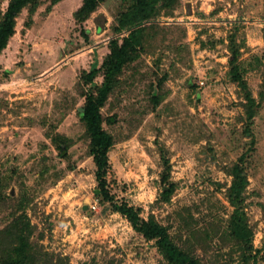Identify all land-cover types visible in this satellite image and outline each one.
<instances>
[{"label": "rangeland", "instance_id": "374dc122", "mask_svg": "<svg viewBox=\"0 0 264 264\" xmlns=\"http://www.w3.org/2000/svg\"><path fill=\"white\" fill-rule=\"evenodd\" d=\"M83 1L28 4L0 51V251L22 215L45 264H171L95 193L80 119L90 85L83 75L102 66L111 40L122 44L131 29L118 31V19L136 0H101L82 20L75 13ZM8 2L0 0V14ZM136 28L100 106L114 141L108 190L164 225L198 264H243L228 189L245 153L238 227L264 264V0H161ZM231 37L257 103L252 144L247 103L229 74ZM102 80L98 73L93 81Z\"/></svg>", "mask_w": 264, "mask_h": 264}, {"label": "trees", "instance_id": "16d2710c", "mask_svg": "<svg viewBox=\"0 0 264 264\" xmlns=\"http://www.w3.org/2000/svg\"><path fill=\"white\" fill-rule=\"evenodd\" d=\"M37 0H9L6 9L0 14V51L6 47L9 38L14 33L15 20L19 13L28 4H34ZM101 0H84L79 10L75 13L82 20L93 11ZM161 0H136L133 6L121 13L118 19V31L122 29L129 30V34L123 37V42L118 46L116 40H111V51L108 57L103 61L101 67L96 68L95 65L84 73L83 77L89 83V88L85 93V104L80 112V119L84 124L85 131L89 137L90 153L95 163V178L97 181V189L95 193L108 202L111 208L124 216L132 229L141 233L147 238H153L158 250L171 264H198L188 253L179 248L171 239L167 228L154 221L152 218H143L140 207H134L125 201H117L110 193L107 187V181L104 177L109 167L108 152L113 144V137L102 127V114L100 106L105 101L108 93L113 89L116 77L121 68L129 60L130 53L137 43L138 32L140 28H136L146 21L152 15L156 5ZM231 59L229 74L242 90L247 103L245 134L251 137L253 143V134L248 123L255 114L257 106L255 98L252 96L250 88L241 72L239 58V50L234 43L233 37L230 38ZM8 71L4 70L3 75L6 76ZM101 73L103 80L96 85L94 77ZM93 89L96 94H93ZM251 146V145H250ZM62 154V153H61ZM64 154V153H63ZM245 153H242L236 160L233 168V180L228 189V200L233 207L230 222V233L236 241L242 242L244 248L247 249V257L243 260V264H258L256 261V252L252 253V245L247 240L248 236L242 231V227L238 225L244 217V190L247 184V173L244 166ZM19 218V219H18ZM10 229L14 231L15 238L12 239L0 251L1 264H45L40 262V258L45 255L41 252L38 244L30 241L31 226L29 221L22 215L11 224ZM9 229V230H10ZM247 236V238H246ZM246 238V239H245ZM251 259V262L248 260Z\"/></svg>", "mask_w": 264, "mask_h": 264}, {"label": "built area", "instance_id": "2783aa9c", "mask_svg": "<svg viewBox=\"0 0 264 264\" xmlns=\"http://www.w3.org/2000/svg\"><path fill=\"white\" fill-rule=\"evenodd\" d=\"M201 84H203V82H200Z\"/></svg>", "mask_w": 264, "mask_h": 264}]
</instances>
